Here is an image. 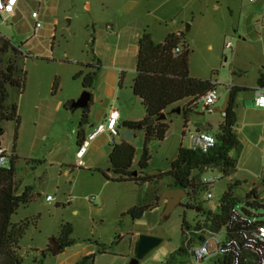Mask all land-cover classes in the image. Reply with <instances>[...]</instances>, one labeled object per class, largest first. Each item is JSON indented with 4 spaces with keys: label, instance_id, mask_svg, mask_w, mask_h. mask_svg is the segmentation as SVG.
I'll return each instance as SVG.
<instances>
[{
    "label": "rangeland",
    "instance_id": "1",
    "mask_svg": "<svg viewBox=\"0 0 264 264\" xmlns=\"http://www.w3.org/2000/svg\"><path fill=\"white\" fill-rule=\"evenodd\" d=\"M34 11L38 17L33 16ZM258 19L264 22L262 0H19L14 16L6 19L2 15L0 37L8 38L28 55L20 62L26 71L25 91L19 93L11 88L8 100V103L17 102L21 117L14 151L18 156L17 177L24 184L29 183L26 185L33 187L34 194V198L22 204L11 219L13 223L30 220L19 245L25 264H57L61 258L50 252L53 247L50 241L60 236L63 224L68 222L73 226V250L82 252L90 248L96 252L101 244L108 248L105 253L96 254L94 264H131L134 237L139 234L158 235L165 240L138 264H165L169 254L181 245L183 219L194 225L204 218L199 210L182 204L162 218L165 201L150 209L155 203V191L161 193L163 190V193L168 179L156 186L148 182L107 180L98 171L111 167L112 146L106 135L93 141L85 157V166L75 167L76 137L83 112L66 107L57 111L54 105L82 96L86 89L82 78L76 75L80 70L85 71L89 63L96 68L99 62L93 51V38L106 45V36L111 32L122 36L128 34L131 27L145 28L157 42H163L170 32L184 33L183 41L191 50L190 74L217 83V106L224 103L231 86L245 84L239 86L249 87L238 94L236 131L243 138V149L236 154L237 171L226 177L215 168L207 169L200 176L202 180L205 177L220 179L200 192L199 201L206 210H219L224 193L236 180L241 183L233 189L236 197L246 199L253 188L259 196L264 195V130L260 126L264 109L246 104L250 96L253 98L254 89L251 88L264 68V30L257 26ZM36 21L41 22L38 28ZM245 31L250 32V37L247 35L244 42L241 35ZM229 41L233 46H227ZM133 64L129 63L122 85L117 84L118 94L111 99V104L114 103L119 111L130 110L133 116L139 117L146 114V110L133 93L132 83L136 76ZM102 68L109 72L111 69L101 61L97 71ZM56 79L59 86L53 91ZM183 104L178 106L180 110ZM176 109L172 107L168 114L167 137L149 142L151 159L146 169L149 174L169 169L178 156L185 119ZM189 119L191 128L199 122L209 126L214 134L223 115L209 112L200 105ZM16 125L15 121L3 124L2 143L10 154L14 150ZM91 125V121L85 124L84 132L89 133L97 126ZM123 138L136 147L134 166L138 169L144 148V130L134 132L122 126L116 140L119 142ZM187 142L190 144L189 137ZM50 151L51 157L45 161V154ZM207 191L213 195L209 200L206 199ZM47 195L55 199L48 202ZM69 196L75 198L71 203L66 202ZM187 200L186 194L182 203ZM136 204L148 205L140 219H133L127 213ZM257 212L264 217V208ZM43 249L49 252L44 255ZM200 264H208V260Z\"/></svg>",
    "mask_w": 264,
    "mask_h": 264
},
{
    "label": "trees",
    "instance_id": "2",
    "mask_svg": "<svg viewBox=\"0 0 264 264\" xmlns=\"http://www.w3.org/2000/svg\"><path fill=\"white\" fill-rule=\"evenodd\" d=\"M184 33L170 32L163 42H156L153 34L144 30L139 38L138 56L136 65V76L133 79V93L141 99L146 116L142 120H127L121 126L136 132L144 130L145 140L143 154L138 162V169L134 166L136 147L127 141L110 144L112 150L109 153L111 167L109 171L98 169L107 180L116 182H142L158 185L163 179H168L173 188H183L187 191L186 208L199 210L203 220L191 225L186 218L182 222L181 245L167 257L165 264H188L190 257L189 249L204 239L203 232L207 230L220 231L227 227L231 220V209L238 202L246 203L255 208H264V202L259 200V193L253 188L246 194V199L236 197L233 194L234 187L238 186L239 180L230 183L224 193L219 210H206L199 201V194L208 186L200 178L201 174L209 168L219 170L224 176L231 177L237 171L238 155L243 149V143L238 137L236 124L238 122L237 96L240 91L249 90L248 86L233 85L229 88L230 94L228 107L223 115V121L218 130L214 133L216 145L208 152L193 149L188 146L179 148L178 156L172 161L171 167L156 174L146 172L150 164L151 154L149 142L153 139L163 140L169 130L168 114L172 107H178L181 103V112L185 119V128L189 124V116L200 105L203 106L202 97L207 91L217 89V83L212 80H204L192 77L190 74L191 50L184 40ZM95 38H93V44ZM181 46V52L174 53V49ZM28 55L6 37H0V148L2 147V135L4 134L3 124L6 121H15V143L14 150L10 154L8 165L0 167V264H25L19 252L20 241L30 226V220H23L17 223L12 222V216L22 204L29 203L33 198V187L23 186V181L17 177L15 155L18 128L21 117L18 112L17 102L8 103L10 89H16L19 93L25 91L26 71L21 65V60ZM98 59V58H97ZM94 69L93 64H87L86 70H80L76 77L82 78L83 87L92 91L95 88L98 76L97 68L100 66L98 59ZM257 85L264 87V68L260 71ZM59 86L56 79L53 91ZM71 102L66 104L68 107ZM208 111L206 107L203 106ZM166 114V117L163 115ZM89 123V109L82 114L81 128L77 135L81 141L85 136V124ZM200 129V128H197ZM207 131L210 132V129ZM138 173H134L136 171ZM163 191V190H162ZM161 191V193H162ZM155 203L152 208L158 205L161 193L155 191ZM148 205L136 204L127 210L133 219H140ZM73 226L65 223L62 226L61 234L57 241L61 245V251L75 244L71 237ZM108 248L101 244L96 252H91L81 257L76 264H94L96 254L105 253ZM45 255L49 250H43ZM208 264H234L235 253L232 250L224 251L208 257Z\"/></svg>",
    "mask_w": 264,
    "mask_h": 264
},
{
    "label": "built area",
    "instance_id": "3",
    "mask_svg": "<svg viewBox=\"0 0 264 264\" xmlns=\"http://www.w3.org/2000/svg\"><path fill=\"white\" fill-rule=\"evenodd\" d=\"M18 0H0V13L7 19L8 16L14 14L15 6ZM34 17H38L36 12ZM41 26L40 21H36V28ZM109 29L112 26L108 25ZM231 42L227 43L230 47ZM181 52V46L174 49V53ZM219 101V94L216 89H211L202 97L203 106L209 112L214 110V106ZM253 104L264 107V87H255L253 95ZM225 112H223V115ZM120 111L116 106H112L104 120L99 123L96 128L79 141L78 148L75 153V167L85 166V157L93 140L103 132L109 134V144H115L117 137L120 135ZM186 134L189 137L190 147L208 152L216 145V137L209 131L197 130L190 125L186 126ZM9 157L3 148H0V167L8 165ZM220 177L203 178V182L209 186L217 182ZM212 193L207 191L206 199L212 197ZM55 199L52 195H47L46 200L52 202ZM73 196H69L67 203L74 201ZM94 200V198H89ZM259 200L264 202V195ZM259 208H255L242 203L231 209V220L227 227L220 231L205 230L203 232L204 239L193 245L189 249L190 257L188 264H200L208 257L219 254L224 251L232 250L235 253L234 264H264V217L258 213Z\"/></svg>",
    "mask_w": 264,
    "mask_h": 264
},
{
    "label": "crops",
    "instance_id": "4",
    "mask_svg": "<svg viewBox=\"0 0 264 264\" xmlns=\"http://www.w3.org/2000/svg\"><path fill=\"white\" fill-rule=\"evenodd\" d=\"M262 2H263V6H264V0H262ZM18 3H19V0L17 2L16 6L18 5ZM16 6H15V8H16ZM14 14H15V12H14ZM14 14H12V16H14ZM1 17H2V14L0 13V18ZM256 22H257V26H259L260 28H262L264 30V22L263 23L260 22L259 19L256 20ZM144 29L145 28L131 27L129 33L126 35H122V36L117 34L116 32L108 33L106 36V40H107L106 45H105V43H101V41H98V42L95 41L94 42L95 48L93 49V51H94L95 57L100 59L102 61V63H106L107 65H109V67L111 68L110 69L111 74H110L109 70H107L106 68H102L101 70H99L98 80L96 82L95 88L91 91V98L88 102L87 107L85 109L76 108L74 110V111H76L77 109H81L82 112H84L88 108L89 109V121H91L92 127L101 123L104 120V118L106 117V115L109 113L112 106H114V103L111 104V99H114L117 96V94H118V91L116 90L117 84L122 85V83L124 81V77L126 76V71L129 68V63H131V62L134 63L132 66V69L135 70V72H136L137 56H138V51H139L138 41H139V38L142 35ZM173 32L179 33L180 31H173ZM262 34L264 36V31ZM262 34H260V36ZM247 35H248V37H250L249 31L242 32L241 38L244 42L247 39ZM254 36H257V35H254ZM132 40L135 41L134 44H132V42H131ZM158 43H160V41ZM231 46H233V44ZM136 74H137V72H136ZM258 76H259V74H258ZM257 79H258V77H257ZM233 84H235V83H233ZM239 85H245V84H239ZM257 86L258 85L256 83V85L254 87H257ZM254 87H252L251 89H254ZM137 98H139V97H137ZM74 99L75 98H72V99H69L67 101L72 103L73 101H75ZM250 99H253L252 96H250ZM139 100H141V99L139 98ZM67 101L63 102V104L56 102L54 105L55 109L57 111L62 110L63 107H66V104L68 103ZM238 103H239V101H238V96H237V108L239 109ZM253 105L258 107V108L264 109V107H259L255 104H253ZM69 106L66 108L70 109ZM247 106H249V105H247ZM219 107L220 106L216 105V107L214 109H218ZM221 113L223 115V112H221ZM120 114H121L120 124H119L120 129L122 127L121 125L125 121H127V120L139 121V120H142L146 116V114H143L139 117H135V116H133V114L130 110H124V111L120 110ZM196 123H199V122H196ZM190 124H191V122L189 121L188 125H190ZM250 125H248L247 127L249 128V130H252L251 129L252 125L251 126ZM260 126H261L262 130H264V120L262 121ZM194 127L196 129L200 128L197 130H201V131H207L208 129H210L209 126H207V127L203 126L202 123L199 124L198 127H196L195 125H194ZM85 134H88V133L85 132ZM237 134H238L239 139L242 142L243 138L241 136V133L237 132ZM100 135H104V136L106 135V139L109 143V134L107 132H103ZM100 135H98V136H100ZM181 135L182 136H181L179 148L181 146L190 147V144H187L188 143L187 142L188 137L186 134L185 121L182 125ZM96 138L93 141H95ZM65 140L67 141L68 139H65ZM78 140H79V138L77 135V137H76L77 148H78V144H79ZM121 141L129 142V140L126 138H123ZM121 141H119V142H121ZM92 143H91V145H92ZM60 145L61 144H59V146ZM2 147L4 150L8 151V149L3 146V143H2ZM75 153H76V151H75ZM75 153H74V156H75ZM51 154H52V151L45 154V161H48V159L51 157ZM107 171H109V168L107 169ZM254 182L256 183V181H254ZM26 184H29V183H26ZM26 184L23 183V185H26ZM136 238H137V236L134 237V240H136ZM52 240L53 239H51V241ZM73 247H74L73 245L69 246V247L65 248L64 251H60L59 253H57V256H60V258H61V260L57 264H76L81 257H83L84 255H87V254L94 251L93 249H90V248H84V250L82 252L81 251H75V250H73ZM46 248H47V246L44 249H46Z\"/></svg>",
    "mask_w": 264,
    "mask_h": 264
},
{
    "label": "water",
    "instance_id": "5",
    "mask_svg": "<svg viewBox=\"0 0 264 264\" xmlns=\"http://www.w3.org/2000/svg\"><path fill=\"white\" fill-rule=\"evenodd\" d=\"M230 94L228 93L224 103L218 108L214 109V112H225L228 107V101H229ZM91 98V92L88 90H85L82 94V96L73 101L69 108L71 111H74L76 108H82L85 109L88 105V102ZM247 105L252 106L253 105V99H249L246 102ZM177 112L180 113V108L177 107ZM167 115L164 114L163 117H166ZM201 123H196L195 126L198 127ZM136 174L137 171H134ZM187 191L183 188H173L171 183L167 184V189L164 190L162 193L159 204H161L163 201H165V207L164 211L162 213V218L168 216L174 208L179 206L182 203V199L186 196ZM152 209V207L150 208ZM198 210V209H197ZM165 238L158 235H151V234H139L134 241L133 245V260L131 264H138L142 259H144L148 254H150L152 251H154L157 247H159L163 242ZM52 248H50V252L53 254L59 253L61 251V245L56 240L53 239L51 241Z\"/></svg>",
    "mask_w": 264,
    "mask_h": 264
}]
</instances>
